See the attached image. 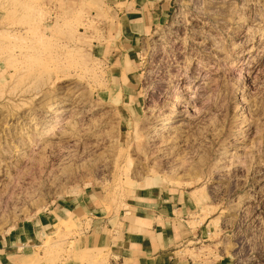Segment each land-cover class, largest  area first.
I'll use <instances>...</instances> for the list:
<instances>
[{
    "label": "rangeland",
    "instance_id": "374dc122",
    "mask_svg": "<svg viewBox=\"0 0 264 264\" xmlns=\"http://www.w3.org/2000/svg\"><path fill=\"white\" fill-rule=\"evenodd\" d=\"M149 1L120 73L102 0H0V236L156 186L184 197L190 255L264 264V0ZM56 221L35 256L71 254L78 220Z\"/></svg>",
    "mask_w": 264,
    "mask_h": 264
},
{
    "label": "crops",
    "instance_id": "0c3cea01",
    "mask_svg": "<svg viewBox=\"0 0 264 264\" xmlns=\"http://www.w3.org/2000/svg\"><path fill=\"white\" fill-rule=\"evenodd\" d=\"M120 24L116 45L106 48L118 72L129 66L134 40L150 29L149 0H102ZM1 64V63H0ZM116 64V65H115ZM1 71V66H0ZM117 213H104L93 195L49 210L34 222L0 236V264H228L195 258L186 251L194 230L184 220L183 195L156 186L136 189ZM77 219L65 244L69 256L53 260L32 251L43 235L54 236L56 220ZM56 221V222H55Z\"/></svg>",
    "mask_w": 264,
    "mask_h": 264
},
{
    "label": "bare ground",
    "instance_id": "6f19581e",
    "mask_svg": "<svg viewBox=\"0 0 264 264\" xmlns=\"http://www.w3.org/2000/svg\"><path fill=\"white\" fill-rule=\"evenodd\" d=\"M158 125H157L158 127H156L155 129H156V131H158L160 133H162L163 131H166L168 129L167 122H163V123H160Z\"/></svg>",
    "mask_w": 264,
    "mask_h": 264
}]
</instances>
